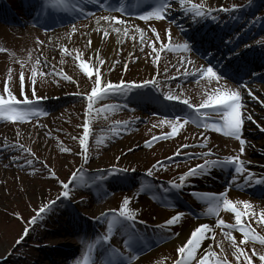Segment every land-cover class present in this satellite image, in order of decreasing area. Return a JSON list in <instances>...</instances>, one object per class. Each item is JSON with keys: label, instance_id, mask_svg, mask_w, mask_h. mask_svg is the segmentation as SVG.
<instances>
[{"label": "rangeland", "instance_id": "rangeland-1", "mask_svg": "<svg viewBox=\"0 0 264 264\" xmlns=\"http://www.w3.org/2000/svg\"><path fill=\"white\" fill-rule=\"evenodd\" d=\"M134 2L70 0L74 10L72 7L43 10L36 0H0V48L6 49L0 52V95L5 94L7 82L9 90L22 99L23 87V93L30 99L39 98V107L44 113L24 123L0 120V264H85V260L88 264H119L120 259L136 253L139 255L131 264H174L177 248L186 243L190 230L210 223L214 234L209 233L203 247L216 253L211 264H216L217 259L237 264L232 255L231 240L224 232H230L237 243L242 237L236 230L215 227L218 219L228 224H234L235 220L231 212L224 210L218 215L208 213V204L199 192L205 189H199L197 184L207 181V176L190 179L180 191L165 193L164 188L169 182H179V177L190 168L204 163L203 159L189 158L193 154L198 156L212 151L214 155L208 159L240 155L239 142L191 121L172 138L160 140L150 147L145 142L169 135L171 125L167 121L175 122V116L186 118L191 114L183 104L166 100L169 92L198 107L218 87L207 77L185 76V72L194 73L201 66H209L212 47L220 54L219 57L211 54L215 57L212 64L233 63L237 59L244 61L243 69L231 66L233 79L221 83H226L233 91H240L245 118L242 138L249 142L248 131H254L255 135L261 134L260 138L255 137L264 142V131L261 130L264 129V90L251 89L249 95L245 88L251 82L264 85V0H191L212 12L199 23L193 22L191 13H185L179 0L171 4L168 18L161 21L139 19L144 11L151 10L147 6L152 0ZM121 6L138 9H127L123 13L108 10ZM184 7H190L187 0ZM221 8L228 11H219ZM64 12L72 13L64 15ZM105 16L125 21L124 24H113L121 29L119 34L108 30L109 35L103 37L102 32L96 30L98 19L107 22L102 19ZM124 29H127V35ZM166 29L171 30L170 42L174 48L187 42L192 50H161V42L165 47L169 43ZM201 43L210 45L208 55L207 51L197 49ZM78 54L81 60L90 64L97 58L103 59L106 63L102 71L112 83L156 80L159 87L149 85L133 90L127 96L100 100L94 103L92 113L86 115L87 101L83 97L90 93L92 81L79 69ZM251 55H255V59L249 61L247 56ZM182 59L192 63H181ZM37 60L47 63L37 64ZM249 67L250 71L246 72ZM33 68L37 72L35 85L31 82ZM21 72L24 74L23 85ZM65 75L70 80H65ZM239 81L246 82L245 86L240 87ZM33 88L35 97L32 96ZM105 107L107 111L96 114L98 109ZM248 115L261 123L249 127ZM207 119L218 120L219 117L208 113ZM86 120L91 133L87 163L82 158L79 144ZM128 121L132 124L125 130L122 125ZM202 144L207 147H200ZM12 145H22L23 150ZM183 145L189 147L183 148ZM249 149L246 143L245 153L241 156L245 164L247 160L261 159L262 165V171L257 172L246 164L253 174L251 183L264 180L263 152L259 157L251 154ZM178 150L180 155L174 156ZM170 157L174 158L170 160ZM28 160L32 161L31 165L27 164ZM158 161H164L165 167L153 169V175L147 177V171ZM81 168L83 172L78 179L82 177L83 183L74 187L70 199H58L63 190L61 182H68L73 172ZM112 168L127 169V172L119 179L107 175L103 180L98 178L104 170ZM248 171L239 178V184L244 182ZM161 184L164 187H160ZM149 185L151 190L146 191ZM126 197L130 200L129 208L136 213L138 246L131 253L123 244L129 232L127 225L117 224L110 234L107 220L98 222L104 213L118 212ZM228 197L233 201H247L250 208L237 204V209L242 214L253 213L255 221L260 220V214L264 213V196L241 191L233 185ZM52 201L56 204L36 223H31L39 208ZM179 213L184 214L182 220L166 228L165 221ZM243 219H246L245 215H242ZM250 226L258 236H264V222H252ZM100 228L105 232L99 235L97 230ZM105 236H110L107 243L103 239ZM242 246L249 255L253 249L257 254H264V246L258 242L250 241ZM200 255L198 252L197 259ZM192 264L197 261L193 260ZM253 264H260L258 255L253 257Z\"/></svg>", "mask_w": 264, "mask_h": 264}, {"label": "snow or ice", "instance_id": "snow-or-ice-1", "mask_svg": "<svg viewBox=\"0 0 264 264\" xmlns=\"http://www.w3.org/2000/svg\"><path fill=\"white\" fill-rule=\"evenodd\" d=\"M101 0H97V3H100ZM176 0H152V4L148 5L147 7L151 10L144 11V14L139 16V19L143 21H161L166 20L168 18V13L171 9V4L175 3ZM186 0H179V3L185 13H191V18L194 23H199L200 19H206L207 17L212 15V12L206 10L202 5H197L191 3V0H187V3L190 4V7L185 8ZM36 3L40 6L41 9L47 10L50 8H63L67 10L69 7H72L74 10V6L70 5V0H48L47 3L44 0H36ZM109 11H119L121 13L125 12L127 9L123 6L121 7H109ZM219 11H228V9L221 8ZM235 11V7L233 8ZM104 21H107L111 24H124L125 21L119 19L118 17H111L105 16L102 17ZM97 24V31L102 32L103 37H107L109 32L107 30L101 29L99 27L100 20L96 21ZM75 31V29H73ZM113 31L116 33H120L121 29L119 27L113 28ZM136 31H141L140 29H136ZM155 33L156 30L152 29ZM181 31L183 32L184 29L181 27ZM166 33L169 36V43L167 47L161 42V50L165 51H176L180 50L182 52H190L191 46L189 43L185 42L182 45H178L175 48L171 44V30L166 29ZM124 34L127 35V29H124ZM156 40L159 41L160 37L159 34L156 33ZM37 43H43L41 41H37ZM141 43H144L143 34L141 33ZM92 41H88V45L91 46ZM153 50L155 51V45L153 44ZM6 51V49L0 48V52ZM234 51V50H233ZM209 66L203 67L201 66L199 69L196 70L194 73L185 72V76L192 75L196 79H200L203 77H207L208 80L215 81L218 87L211 93L207 95V98L202 100L200 105L193 106L188 99H181L180 96L174 95L169 92L165 99L168 101H175L178 104H183L188 109L191 110V114L188 115L186 118H182L179 115L175 116V122L172 120L167 121L171 125V133L167 136L163 137H153L152 140L146 141V146H151L152 144L160 141L172 138L178 133V130L183 129L184 125L191 121L192 123L197 124L198 126L202 127L205 130H211L216 133H222L225 137L234 138L239 142V153L240 155L234 156H227L223 159L216 158V159H208L214 155L212 151H206L200 153L198 156L197 154H193L189 158H200L204 160L203 164L197 165L194 168H190L187 173L181 175L179 177V182H169L168 187L164 188V192L167 193L169 190H182L185 185L188 184L190 179L193 178H202L204 176H210L213 170H226L228 168H233L234 174L232 176V185L239 187V178L248 171L246 168L245 161L241 159V156L245 153V145L246 140L242 138L243 132V125L245 122L244 114L242 112L243 103L240 91H233L231 90L226 83L222 84V80H230L233 79V71L230 63L222 64H212V59H215L214 56L209 53ZM76 60L79 61L78 67L82 71V73L92 81V87L90 93L83 97L87 101V109L88 112L86 115H90L92 113L94 103L112 98L116 95L127 96L128 93L132 92L133 90H138L141 88H148L149 85L156 88L159 87L158 82L156 80H148L144 81L143 83H135V82H124L121 81L119 83H112L108 81L104 73L102 71L103 65L106 63L103 59L97 58L95 62L91 64L89 62H85L81 60L80 55L76 56ZM230 60V58H229ZM39 63H47L46 60L41 61L37 60V64ZM181 63H192L189 60L182 59ZM23 68V64H21ZM127 66L125 65V68ZM112 68H109L111 71ZM11 71V70H9ZM53 71H55L53 69ZM41 75H47V73H41ZM36 76L37 72L35 68L32 70V84L35 85L36 83ZM11 77H9L10 79ZM65 80H70L68 76L63 77ZM20 81L21 85L24 82V74L21 72L20 74ZM240 87H244L246 82L239 81ZM3 95H0V120L6 122H14V123H24L28 121L32 117H38L43 113L42 109L39 107V98L35 100L30 99L26 94L23 93V87L21 88L22 99H18L12 91L9 90L7 82L5 83ZM35 89L33 88L32 96L35 97ZM249 95H251V91L249 90ZM23 105V107H21ZM114 107V106H111ZM108 108H102L97 110V115L100 112L107 111ZM208 113L216 114L219 119L218 120H210L207 119ZM248 120H251L252 117L249 115L247 117ZM181 120L183 122L181 123ZM163 122V121H162ZM132 122L128 121L124 125H122L125 130H127L128 126L131 125ZM264 131V129H261ZM90 128H89V121H85L83 125V135L79 139V144L81 146V154L82 158L85 163L88 162V141L90 138ZM75 139V138H74ZM11 147H18L23 150L22 145H12ZM183 148L189 147V145H183ZM200 147H207V145H200ZM131 151V149H130ZM175 155H180V150L177 151ZM174 157H170L169 159H173ZM28 165L32 164L31 160L27 161ZM165 167L164 161H158L156 165H153L152 169H149L145 174L147 177H151L153 175V169L159 170L160 168ZM134 171V170H133ZM83 172V169H78L76 172H73L72 176L70 177L68 182H61V188L63 189L60 193L58 199H70V192L73 191L74 187H78L81 183H83L82 177L78 179L80 173ZM127 169H118L112 168L104 170V172L99 174V179L103 180L105 175L113 178L119 179L121 174L126 173ZM53 178H55V174L53 173ZM126 178V177H125ZM253 174L248 171L247 177L244 179V183H250L252 181ZM256 183H264V180H257ZM160 187H164L163 184ZM151 190V185L148 186L146 191ZM231 190V186H226V190L220 193H202L200 194L203 200L208 204V213L218 215L220 210H224L227 212H231L234 216L235 223L228 224L223 219H218L215 227L221 229H232L236 230L240 233L241 239L239 243L235 237L231 236L230 232H224V235L231 240V247L234 249L232 255L234 256L237 264H253V257L258 255V259L260 264H264V254H257V252L253 249L252 254L249 255L246 247L242 245H246L248 242L252 243H259L260 245L264 246V236H258L253 229L251 228L250 224L252 222H264V213L260 214V220L255 221L253 213H246L242 214L241 211L237 209V204H243L245 209L251 207V205L247 201H233L228 197V191ZM190 195H196V193H190ZM56 204V201H52L48 205H44L39 208L37 215L34 216L31 220V223H36V221L42 217L47 211L51 209L52 206ZM130 200L126 197L123 200L122 206L117 211H110L108 213H104L98 222H103L107 220V231L111 234L117 224H120L122 227L127 225L128 226V235L126 238L123 239V244L126 249H128L131 253L135 247L138 246V238L135 232V216L136 213L134 210L129 208ZM183 213H179L176 216H173L167 219L164 223L166 228H171L175 226L178 222H180L183 218ZM242 215L246 216V219L242 220ZM159 227V226H158ZM209 233L214 234L213 226L210 224H201L196 227L194 230H190V236L186 240V243L179 246L177 248V259L175 260L174 264H192L193 260L197 261V264H211L212 258L216 257V253L209 248L203 247V241L209 238ZM25 234H27V229L25 230ZM173 235L178 236L179 233H174ZM104 241L107 243L110 239V236H105ZM20 243V241H17ZM115 251V250H114ZM200 252L201 255L197 259V253ZM118 255L122 256V254ZM139 253L135 255H130L128 258H122L119 261V264H131V261L136 259ZM85 264H88L87 260H85ZM216 264H228L226 260L217 259Z\"/></svg>", "mask_w": 264, "mask_h": 264}, {"label": "bare ground", "instance_id": "bare-ground-1", "mask_svg": "<svg viewBox=\"0 0 264 264\" xmlns=\"http://www.w3.org/2000/svg\"><path fill=\"white\" fill-rule=\"evenodd\" d=\"M131 1H133V0H131ZM134 1L137 2L138 0H134ZM129 9L133 10V9H138V8H133V9L129 8ZM80 12H82V11H80ZM70 13H72V12H70ZM70 13L64 12V15H69ZM182 22L183 21H181V23ZM183 23H182V25H183ZM99 26H100V28H103V29H105L107 31L108 30L113 31V28L116 27L113 24L110 25L109 22H102V21L100 22ZM111 34H113V36L115 35L114 33H111ZM193 40L196 41V42H199V40H197L195 37H193ZM207 46L209 47L210 45H208V44L204 45L203 43H201L200 45L197 46V49L199 51H201V52H202V50H204V53L207 51L206 53L208 55V51L210 52L211 48H208ZM212 48H213L212 49L213 52H210V53L211 54L214 53V54H216L217 57H219L220 54L216 53L217 51H215L217 48H214V47H212ZM228 63H230L231 66H235L237 68L239 67V68H242V69L245 66L244 61L243 60H238V59L234 60L233 63H231L230 61ZM251 83H252L251 85H248L247 87H245L248 90V93H249V90H251V89H258V90H262V91L264 90V85H257L256 83H253V82H251ZM250 112L254 113L255 111L250 109ZM247 117H246V119H247ZM247 121L251 124L249 127H252L254 125L258 126L259 125L258 123H261V121L256 122L253 119H251V120L247 119ZM248 132H249V136H250L249 139L250 140L247 143L250 146V149H249L250 153L251 154H255L257 156L259 155V157H260L259 153L263 152V153H261V155L264 157V142L257 139L258 137L259 138L261 137L260 136L261 134L255 135V133H253L254 131H248ZM255 136H258V137H255ZM260 161H261V159L247 160L246 164L248 166H250L252 169L257 170V172H260V171H262V165H261ZM231 173H233V170L229 169V168L226 169V170H223V171L213 170L212 174L210 176H207V179H208L207 181H205L204 183H197L198 186L200 187L199 189H201V187H203L205 189V190H199V192H201V193H220V192H224L226 190V186H231V187L233 186L232 185V179H230L233 176V175H231ZM259 174H261V173H259ZM238 188H240L241 191H245L246 190L248 192H257L260 195L264 196V183H256V182H252L251 183L250 182V183L245 184L243 182L242 184H239ZM230 194H232V193H230Z\"/></svg>", "mask_w": 264, "mask_h": 264}]
</instances>
